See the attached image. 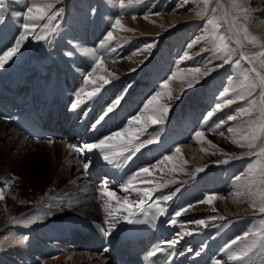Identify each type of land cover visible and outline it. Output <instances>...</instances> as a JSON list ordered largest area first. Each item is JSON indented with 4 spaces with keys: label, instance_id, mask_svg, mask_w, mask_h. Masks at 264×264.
Returning a JSON list of instances; mask_svg holds the SVG:
<instances>
[{
    "label": "bare ground",
    "instance_id": "bare-ground-1",
    "mask_svg": "<svg viewBox=\"0 0 264 264\" xmlns=\"http://www.w3.org/2000/svg\"><path fill=\"white\" fill-rule=\"evenodd\" d=\"M65 3V0H58L52 9L62 10V14L49 25V28L55 27L56 30L50 32L49 28L37 27L35 35H45L46 39L37 40L29 36L21 42L17 54L0 68V78L12 80L26 61H29L33 49L44 45L58 51L65 59L69 70L75 75L74 92L81 100L88 99L86 93L94 88H101L92 97L100 98L96 121L107 106L117 97H122L113 112L104 117L103 120L108 122L111 129L101 139L131 129L139 136V140L134 143L148 139H153L154 142L146 144L132 156L146 157L148 161L137 165L126 176V184L129 180L132 181L129 191L131 195H123L120 191L109 188L116 193L119 203L116 199H111L107 211L112 215L108 216L102 206V200L107 198L90 196L87 186H83L89 184L90 180L85 181L81 177L80 160L71 158L68 144L62 140L43 143L26 139L0 121V189H3L5 197L0 200V264H114L95 251L79 246L76 241L66 246H62L61 241H54L53 236L61 232L53 229L52 225L67 215H79L84 218L108 217L110 221L117 219L116 227L128 218L129 212L121 207L124 196L129 198L132 211L136 208L137 200L142 199L146 203L169 195L171 199L168 201L177 197L184 199L175 212L182 208L188 209L175 217L178 240H188L192 246H196L205 264H213L215 260H221L222 264H234L227 260V249L232 241L241 237L232 248L243 247L255 238L249 234L244 239L246 232L264 229V213L259 211L260 193L264 186L258 183L250 185L247 182V170L256 163V159L249 154V149L246 150V145L232 142L233 138L240 141L241 136L249 132L251 117L238 113V109L246 103L235 102L224 105L222 111L215 110V104L222 103L220 93L225 89L229 90L226 98L236 99L237 94H243L242 87L236 88L242 83L239 75L226 80L223 88L215 83L219 73L213 76V81L208 74L205 75L211 64H221L219 60L212 63L216 48L210 41L193 45L191 49L188 44L194 40L186 44L183 39L180 43L173 42L171 35L164 32L171 24L169 22L173 23L177 19L168 17L167 20L162 19L165 23L162 24V20H157L161 15L156 16L158 18L155 20L153 16L149 18L148 15L128 14L129 9L137 13L136 7L125 4L126 7L122 10L118 1L113 4L116 5L114 9L108 10L112 15L110 18L93 9L90 19H64ZM3 5V10L0 11V55L16 45L25 22L16 13L26 11L25 0H3ZM221 8L224 15L222 5ZM115 19H119L124 28L129 30L113 28ZM225 20L227 21L226 16ZM39 23L43 25L46 20ZM64 25L66 26L62 29ZM110 31L115 39H108ZM155 33L164 34V40L155 36ZM136 36L145 39L135 40ZM155 41L158 44L155 45ZM146 45L152 47L146 49ZM171 45L173 49L167 52ZM185 53L188 55L185 56ZM240 54L245 56L241 51ZM192 56L201 59L198 77L189 76L185 71L190 69L187 64ZM97 59H100L102 66L97 65ZM251 65L255 67L254 64ZM99 76H103L108 83L98 80ZM89 77L95 83H86ZM192 77H196L199 82L193 81L194 86L188 87V81ZM165 81L169 82L173 99L169 100L167 96L161 98L160 102L167 105L169 110L163 114L161 123L153 124L145 119L152 114L154 107H146L147 101L156 92L162 91L160 86ZM205 82L207 85H202ZM214 87L219 90L212 95L211 89ZM232 89L237 91L234 93ZM187 98H193V101ZM209 111L214 114L206 124L205 117ZM230 114H236L237 119L228 121L220 130H214V123L225 120ZM137 116L141 117L140 123L133 120ZM228 127L236 131L229 133ZM197 130L205 131L203 140L195 138ZM220 131L225 134L219 135ZM180 133L185 135V139L175 140L174 137ZM112 143V150L119 152L124 146V139L114 138ZM177 147L180 149L179 153L175 151ZM93 151L96 152L95 162L105 161L104 152L99 149ZM166 157L170 159H165ZM144 167L150 169V175L139 173V169ZM237 176L240 177L239 180H236ZM9 181L10 185L5 187ZM144 192H149L150 198ZM208 195H214L216 199L211 203H197ZM96 198L101 199L99 205L95 202ZM253 200L257 205L255 208L252 207ZM189 205L192 207H188ZM199 219H204L205 224L191 223ZM52 243H58L59 250L50 256L45 250ZM252 260L253 264H262L264 261V255L259 249L253 254Z\"/></svg>",
    "mask_w": 264,
    "mask_h": 264
},
{
    "label": "snow or ice",
    "instance_id": "snow-or-ice-1",
    "mask_svg": "<svg viewBox=\"0 0 264 264\" xmlns=\"http://www.w3.org/2000/svg\"><path fill=\"white\" fill-rule=\"evenodd\" d=\"M58 0H25L26 4V11L23 13H16L17 16H22L23 20L25 21L22 24L23 32L17 39L16 45L7 51H5L2 55H0V68H3L4 65L12 59L13 56L17 54L19 51V48L21 46V42L26 40L29 36H33L34 39L37 40H43L46 39L45 35H35V30L37 27H43V28H49V25L52 23L53 20H55L57 17H59L62 14V10H56L52 11V9L55 8V3H57ZM139 2V0H137ZM120 8L122 10L125 9L126 5L124 4L123 0H120ZM130 6V5H129ZM3 0H0V11L3 10ZM246 13V10H243ZM36 13L35 15L33 13ZM156 15H159V13H156ZM43 25H41L39 22L40 21H45ZM208 24H212L213 21L210 19L207 21ZM113 28H119L121 31H127L129 29H125L124 26L121 24L119 19H115L114 24L112 25ZM55 27L49 28V31H55ZM107 37L109 40L115 39L113 36V33L110 31L107 34ZM199 39L194 40L193 42L188 44V48L191 49L194 44L199 43ZM220 40L223 41L224 37L221 36ZM147 48H151L152 45H146ZM219 51H224L225 55L222 57L223 63L217 65L216 67H223L224 64H229L232 62L231 60V55H232V49L229 48V46L225 43L223 44L222 48L218 49ZM114 51V49H113ZM94 56L95 53H92ZM188 53H185V56H187ZM258 57H264V51L259 52L256 54ZM241 59L246 60L249 64H252L253 61L247 56H242ZM97 65H101L100 59L96 60ZM143 63V61H141ZM208 63H211V61H208ZM238 64L239 61H236ZM261 66L264 67V59L261 60ZM213 69L210 68L209 71H212ZM185 71L188 72H199V68H194V69H185ZM248 71H251L256 74V77L259 78L260 80V85L262 89H264V76H261L259 72H257L256 68L253 66L251 69ZM207 73H205L206 75ZM98 80H103L104 83H108L107 80L104 79L103 76L97 77ZM245 80L248 79V76L245 75L244 77ZM193 81L199 82L196 77H192L188 81V87L194 86ZM86 83H95V81L91 80V78L86 79ZM161 89L162 91L156 92L148 101H147V106H154L152 108V114L148 115L145 119L151 121L153 124H158L161 123L163 120V114L166 113L169 108L167 105L162 104L161 98L164 96H167L169 100L173 99L172 96V90L169 88V82L165 81L161 84ZM256 87L255 82L251 84V86L245 90L243 94H237L236 99L239 100H246L248 96L252 95V91ZM101 88L96 87L94 88L91 92L86 93L88 99H91L94 97L98 92H100ZM232 92H236V89H232ZM229 96V90L225 89L224 92L220 93V99L222 103L218 102L215 104V110L216 111H222L224 105H231L235 102L234 98H226ZM122 97H117L112 104L106 107L105 111L103 114L99 117V119L96 121L97 124L100 123L101 120L104 119L105 116H107L109 113H112L113 110L119 105L120 100ZM83 101L79 96H77L76 102L73 104V108H75L79 103H82ZM257 107V102L256 100H248V105L246 107H241L238 109V113L240 115H251V112L254 108ZM259 112H260V118H259V123L255 121H250V127L248 134H244L241 136V140L237 141L235 138H233L232 142L233 143H240L241 146L246 145L251 151L250 155L256 157V163L254 165H251L248 170H247V176H248V184H260L261 186H264V90L261 92V99H260V104H259ZM213 112L209 111L206 114L205 117V123L207 124L208 118H211L213 116ZM237 119L236 114H230L227 115L225 120H219L214 123V130H220L228 121H234ZM133 120L137 123L141 122V117L137 116L134 117ZM131 123V121H130ZM258 128V131L256 130ZM236 130L232 127L227 128V132L229 133H234ZM225 133L224 131H220L219 135L223 136ZM195 138L200 141L203 140L205 137V131L204 130H197L194 133ZM114 138H123L124 139V146L121 148L119 152L113 151V139ZM139 140V136L136 134L131 129H125L123 132H116L113 133L111 136L105 137L104 139L99 140L98 143H91V144H84L82 147H77L75 150L78 153H83L85 150L87 151H92L94 149H99L100 151L104 152L103 159L109 164V165H120L122 164L125 160H130L132 158V155H134L136 152H139L142 147H144L146 144H151L154 142L153 139H148L147 141H142L140 143H134V141ZM177 153L180 152V149L177 147L175 150ZM125 153H131V155H125ZM165 159H170V157H166ZM228 161H224V163H227ZM90 164L89 162H84L83 167L85 172H87ZM199 171V169H198ZM139 173H145L150 175V169L148 167H144L139 169ZM137 173L136 175H139ZM240 177L237 176L236 180H239ZM150 183L151 181H146ZM11 181L7 182L4 186L8 187L10 185ZM132 188V181L129 180L126 185L123 186V191L125 193L129 192L130 189ZM97 194L101 198H107L102 200V206L105 208L107 215L111 216L112 213L110 211H107L109 208V204L111 199H116L117 203H119V198L116 197V193L111 191L107 186H106V181L102 182V186L97 188ZM138 195H139V190H138ZM145 196H149V192H144ZM4 194H3V189H0V200H3ZM150 198V196H149ZM169 200L171 199V195L169 196H163L158 198V200ZM216 197L214 195H208L206 196L203 200L198 201L197 203H211L213 200H215ZM260 199H261V204L259 205V211L261 213H264V192L260 193ZM123 204L121 207L125 210L128 211L129 214L131 215V208L129 206V198L127 196L123 197ZM143 200H137L135 206L137 208L140 207L141 204H143ZM188 207H192V205H189ZM252 207L255 208L257 207L255 200L252 202ZM119 210V209H117ZM187 208H182L178 211H176L173 215V217L169 220V223L171 224H176L177 221L175 217H178L181 215L182 212L187 211ZM157 211L159 212L160 215H166V209L162 206L159 205L157 207ZM35 218H33L34 220ZM127 219V218H125ZM211 219V218H210ZM107 222V221H106ZM129 223H132V220H128ZM136 222H141V221H136ZM191 223H195L197 225H204L205 220L204 219H199L192 221ZM264 223V222H262ZM115 227V220L109 223V229L108 231H105L104 234L108 235L109 231ZM103 230V229H102ZM188 234H191L190 232ZM251 234L253 237H255L251 243H246L244 244L243 247H238L233 249L232 245L237 244L239 240H241V237H237L232 241V245L228 246L227 249V260L234 262V264H253L252 256L256 252L257 249L261 251V254L264 255V229H261L258 232H246L244 234V239L247 238V236ZM179 235V234H177ZM178 241L173 240L169 242L171 245H175ZM155 255V253H153ZM199 255V253H197ZM213 264H222L221 260H215ZM262 264H264V261H262Z\"/></svg>",
    "mask_w": 264,
    "mask_h": 264
},
{
    "label": "rangeland",
    "instance_id": "rangeland-1",
    "mask_svg": "<svg viewBox=\"0 0 264 264\" xmlns=\"http://www.w3.org/2000/svg\"><path fill=\"white\" fill-rule=\"evenodd\" d=\"M116 1L120 2V0H112V2H108L107 0H65L66 14L64 19H69L72 17H83L90 19V16L93 14V9L110 18L112 15L108 10H112L116 7V5H113L116 4ZM123 1L124 4L132 6L134 5L136 7L137 13H133V9H129L128 14H134L135 16L148 15L149 18L153 16L152 18L155 20L160 17L159 15H161L162 17L157 19L159 21L162 19L167 20L169 18L172 20L177 19L176 21H173V23L169 22L171 24L164 32H167L169 35H171L173 42L176 41L180 43L183 39L186 44L188 41L201 38L199 39V43L194 44L200 45L210 41L216 48V52H214V54L217 56L216 58L215 56L212 58V63L214 60H219L221 63H223L221 57L225 55V52L218 50L219 48L223 47V44L226 43L230 49L234 50L232 51L231 55V63L224 64L223 67H216L219 64L218 62L213 63L210 66V68L213 70L209 71L207 74L212 78L213 81V76L219 73L215 83L220 84V87L222 88L226 84V80L237 74L239 75L238 78L242 83L236 88L242 87L244 92L251 86L253 82H255L256 87L252 91V95L248 96L246 100L235 99L237 100L235 102H245L246 104H244L243 107H246V105H248V100H256L257 107L252 110L251 115H249L251 118L249 119L251 121H255L258 125L260 118L259 104L263 89L260 85L259 78L256 77V74L248 71L251 69V67L247 61L241 59L242 54H240V51L245 56L252 59V64H254L255 67H257L261 72L260 74L264 76V67L261 66V60L264 59V57H258L256 55L257 53L264 51V0H221L222 2L218 0H139V2H137V0ZM220 4H222L224 7L225 15H223V9L221 8ZM242 9L246 10V13L245 11H242ZM156 13H159V15H156ZM156 16L158 17L156 18ZM225 16L227 21L225 20ZM178 18L180 20H178ZM210 19L213 21L212 24L207 23V21ZM163 20L161 23L165 24ZM65 26L66 25H64L62 29H64ZM228 27H230V31L228 30ZM155 36H159L164 40V34L155 33ZM221 36L224 37L223 41L220 40ZM134 38L135 40H140L141 38L145 39V37L141 36H136ZM231 39L235 40L232 41ZM165 40L167 39L165 38ZM169 43H171V40H169ZM154 44H158V41H155ZM239 44L241 46H239ZM196 47L197 49L199 48V46ZM239 48L241 49L239 50ZM171 49H173V45L168 48L167 52H170ZM193 57L194 56H192V59L189 61L186 60L188 61L187 67L190 69L197 67L199 68L201 66V59ZM236 61H239V63L237 64ZM187 73L189 76H200L199 72L187 71ZM245 75L248 76L247 80L244 79ZM235 83L239 84L237 81ZM202 85L205 86L207 83L205 82ZM217 89L218 88L216 87L211 89L212 95L213 93H216ZM187 99L193 101V98ZM250 127L252 126L249 124V129ZM256 130L258 131V128ZM245 148L246 150L249 149L247 146ZM248 151L250 152L251 150L249 149ZM254 158L257 159L256 157ZM262 189L264 192V187H262Z\"/></svg>",
    "mask_w": 264,
    "mask_h": 264
},
{
    "label": "water",
    "instance_id": "water-1",
    "mask_svg": "<svg viewBox=\"0 0 264 264\" xmlns=\"http://www.w3.org/2000/svg\"><path fill=\"white\" fill-rule=\"evenodd\" d=\"M222 5V4H221ZM223 6V5H222ZM224 15H225V12H224ZM229 31H230V29H228ZM249 65H251V64H249ZM252 66V65H251Z\"/></svg>",
    "mask_w": 264,
    "mask_h": 264
}]
</instances>
